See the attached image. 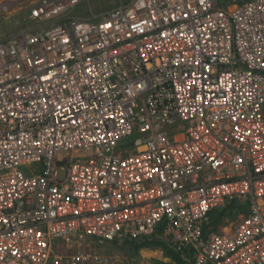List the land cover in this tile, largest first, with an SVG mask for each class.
<instances>
[{
	"label": "built area",
	"instance_id": "obj_1",
	"mask_svg": "<svg viewBox=\"0 0 264 264\" xmlns=\"http://www.w3.org/2000/svg\"><path fill=\"white\" fill-rule=\"evenodd\" d=\"M89 1L2 3L0 264H110L88 247L158 232L193 264H264V0L71 16Z\"/></svg>",
	"mask_w": 264,
	"mask_h": 264
},
{
	"label": "rangeland",
	"instance_id": "obj_2",
	"mask_svg": "<svg viewBox=\"0 0 264 264\" xmlns=\"http://www.w3.org/2000/svg\"><path fill=\"white\" fill-rule=\"evenodd\" d=\"M5 0H0V9H2V3ZM7 1V0H6ZM120 1H127V0H90L89 2H83L76 6L71 11V16L75 17H82V18H89L91 17V14L98 15L107 9H110L114 6H117ZM16 5V4H15ZM11 5L8 9L9 11L0 13V37L6 35L11 31L13 28V23L10 21H5V18H7L8 15H14V17H17L19 8L17 6ZM7 13V14H5ZM15 13V14H14ZM135 137L132 136L130 138L124 139L121 144L123 147H127L131 141ZM92 152H89L87 154H78V155H72L73 160L76 159H87L92 157ZM65 154H61L56 157L57 160H64ZM237 215L234 217L230 222H236L237 221ZM226 227H229V224H224ZM59 244L60 241H55V245ZM121 245H111L106 244L103 246H95L90 245L88 248L94 252H97L98 254L106 257L108 261H110V264H153L154 260H160L166 263H173V261L169 258H165L163 255V251L161 249L158 250H152V249H142L139 251L138 256L134 257L132 255V252L127 249V247H123L122 243ZM54 245V246H55Z\"/></svg>",
	"mask_w": 264,
	"mask_h": 264
},
{
	"label": "trees",
	"instance_id": "obj_3",
	"mask_svg": "<svg viewBox=\"0 0 264 264\" xmlns=\"http://www.w3.org/2000/svg\"><path fill=\"white\" fill-rule=\"evenodd\" d=\"M243 210L242 206H238L237 202L232 201L225 204L224 207L216 209L210 215V225L216 226L221 223L224 217L232 220L236 217L237 213ZM111 245H121L116 242H110ZM123 247H127L129 251L132 252L134 257L138 256V253L142 249H152L163 251L165 258H169L173 263H166L160 260H154L153 264H193L191 255L188 251L176 252L174 251L168 243L159 235V232L152 236L151 238H145L143 240H131L124 241L122 243Z\"/></svg>",
	"mask_w": 264,
	"mask_h": 264
}]
</instances>
